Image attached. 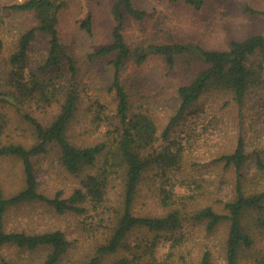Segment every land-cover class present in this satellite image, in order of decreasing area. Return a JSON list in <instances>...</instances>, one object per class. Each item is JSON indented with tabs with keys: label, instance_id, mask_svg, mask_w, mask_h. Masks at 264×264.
Segmentation results:
<instances>
[{
	"label": "trees",
	"instance_id": "1",
	"mask_svg": "<svg viewBox=\"0 0 264 264\" xmlns=\"http://www.w3.org/2000/svg\"><path fill=\"white\" fill-rule=\"evenodd\" d=\"M171 1L196 9L206 2ZM66 3L67 0H20L5 6V11L0 10V53L5 45V20L11 25L14 15L33 18L32 24L17 26L14 49L0 60V102L36 107L42 112L56 109L47 123L25 113L23 117L31 132L19 136L8 132L12 121L0 112V155L16 158L22 168L14 189L0 186V260L2 249L14 245L30 251L45 247L47 253L40 264L63 262L72 243L62 228L7 229V216L12 209L39 202L58 214L78 215L81 224L97 230L94 234L103 233L97 236L82 264H164L174 255V249L185 243L186 227L192 222L202 223L207 234L227 223L223 248L227 264H264V243L261 245L259 240L264 232V188L253 182L248 184L251 178L245 169L250 154L244 138L240 136L233 151L213 159L220 167H232L237 174L231 196L218 194L205 203L203 197L213 196L211 181L196 174L200 169L194 167L195 160L190 169L186 166L193 136L174 135L185 114L212 91L230 92L242 112L250 91L264 84V32L232 40L227 48L210 49L179 41L133 47L123 33L126 15L143 20L148 10L137 7L133 0H115L111 7V41L88 56L105 62L109 70L107 88L117 103L109 112L108 105L97 98L89 103L85 118L80 116V109L88 95V84L80 77L76 59L68 51L59 27V14ZM260 12L264 14V10ZM94 26L89 11L80 27L91 37ZM37 42L43 47L33 64L31 53ZM152 55L162 57L171 69L181 55L190 64H202L193 66L189 80L177 87L174 109L162 129L150 108L132 99L122 80L129 61L142 64ZM65 60L71 71L69 79L59 70ZM87 120L93 126L88 127ZM78 123L85 129L80 133L92 131L94 135L77 139ZM88 135L92 136L89 141ZM53 149L64 169L79 179L69 189L61 187L46 193L41 189L33 159ZM262 150L256 145L253 152L257 170H264ZM89 168L96 169L82 174ZM145 183L150 186L151 202L163 210H136ZM165 241L170 242V250L160 260L157 252ZM180 256L185 258L184 253ZM212 257L213 252L207 247L198 264H212ZM4 263L11 264L5 259Z\"/></svg>",
	"mask_w": 264,
	"mask_h": 264
},
{
	"label": "rangeland",
	"instance_id": "2",
	"mask_svg": "<svg viewBox=\"0 0 264 264\" xmlns=\"http://www.w3.org/2000/svg\"><path fill=\"white\" fill-rule=\"evenodd\" d=\"M20 0H0V10L7 5ZM115 0H67L64 9L59 14V27L67 44L68 51L76 59L78 73L83 82L88 84V95L82 102L80 116H85L89 103L99 99L108 105V111L113 112L117 100L107 88L108 71L104 61L92 60L88 53L97 50L101 45L111 41L113 17L111 7ZM135 5L148 10V16L138 20L127 14L124 21V37L129 45H147L166 41L196 43L205 48H227L232 40L244 39L250 35L264 32V0H206L202 8L196 9L188 4L171 0H133ZM5 11V10H4ZM89 11L94 17V33L88 36L80 27V22ZM31 15H14V22L5 20L2 29L5 35V45L0 53L3 61L14 49L13 37L20 25L32 24ZM144 43V44H143ZM43 45L37 42L31 53V62L38 61ZM257 58V57H256ZM59 69L66 78H71L68 63L62 62ZM201 67V63L190 64L184 55L177 57L174 68H169L162 57L152 55L142 64L129 61L122 74L131 97L140 101L158 121L160 129L166 123L174 109L176 89L180 84L189 80L192 67ZM193 68V69H194ZM264 84L261 88L251 90L242 112L236 107L233 95L226 90H216L203 95L193 109L185 114L174 130V135L191 134L190 148H188L187 168L195 160L197 175H202L211 181L209 187L212 195L209 199L203 197L205 203L212 201L215 195L229 198L237 179V174L230 168H223L213 162L218 154L231 152L235 149L240 136L244 138L246 151L250 154L245 174L251 178L248 181L260 184L264 188V170L255 167L254 149L256 145L263 149L260 153L264 160ZM140 99V100H139ZM139 103V102H138ZM0 112L8 115L12 121L8 132L13 135L30 134L29 123L24 119L25 113H31L42 122L47 123L56 113V109L49 108L42 112L36 107L17 106L12 102H0ZM89 115H91L89 113ZM88 121V120H87ZM88 127L93 126L88 121ZM77 139L83 140L87 134L83 126L78 123ZM103 128V126H102ZM96 134V133H95ZM92 136L88 135L87 141ZM95 137V136H94ZM8 136L6 135L7 139ZM28 139V138H26ZM253 153V155H252ZM36 175L41 182L43 191L51 192L57 188H71L79 177L64 169L58 162L53 150L34 157ZM89 168L87 172L95 171ZM22 173L21 163L13 157L0 155V186L4 188L16 187ZM145 191L139 196L136 210L148 213L153 210L161 211L151 202L150 186L145 183ZM220 187V189L218 188ZM251 187V186H249ZM180 191L183 188H179ZM214 193V194H213ZM249 218V216H248ZM78 215L58 214L43 203H26L12 209L7 216V229H26L28 231L46 228H62L71 240V248L60 264H82L87 251H91L97 236V230H90L79 222ZM185 243L174 249V255L164 264H198L202 253L207 247L213 252L212 264H227L224 256V242L228 225L222 223L212 234H207L203 224L192 222L187 227ZM260 244L264 243V232L260 234ZM170 250V242L160 245L157 255L160 260ZM183 251V252H182ZM47 249L40 247L30 251L14 245L2 249L0 264L4 259L11 264H40ZM185 255L181 259L180 255ZM114 257V256H113Z\"/></svg>",
	"mask_w": 264,
	"mask_h": 264
}]
</instances>
